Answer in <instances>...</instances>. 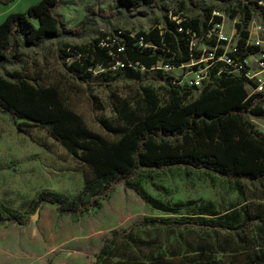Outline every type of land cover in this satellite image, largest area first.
Listing matches in <instances>:
<instances>
[{"label":"rangeland","instance_id":"rangeland-1","mask_svg":"<svg viewBox=\"0 0 264 264\" xmlns=\"http://www.w3.org/2000/svg\"><path fill=\"white\" fill-rule=\"evenodd\" d=\"M39 1L0 3V24ZM157 1L151 7L126 8L117 0H60L54 10L63 24L60 35L38 46L18 45L17 64L0 66V75L17 70L38 78L43 86H56L90 130L112 140L99 121H116L115 97L134 101L149 88L163 104L167 82L155 71L143 72L139 81L110 86L95 79L83 82L67 69L72 58H60V51L73 55L75 48L100 34H135L161 26L165 11ZM206 6L222 13L228 23L235 18L238 22V15L230 17L234 6L222 0H206ZM166 8L178 11L176 3ZM199 14L183 12L188 17ZM97 74L95 69L93 76ZM244 117L251 120L248 114ZM259 122L264 123V118ZM18 123L0 113L1 264H247L257 250L264 249V179L236 180L185 166L139 168L116 181L100 206L83 215H60L47 203L35 207L43 190L76 194L83 186L85 168L44 129L23 126L24 131H18ZM126 181L139 183L152 198L177 211L166 213L144 203ZM209 211L216 215L208 216ZM8 212L17 215L15 220H9ZM257 215L260 218H248ZM199 217L219 219L231 228L199 225L195 223Z\"/></svg>","mask_w":264,"mask_h":264},{"label":"trees","instance_id":"trees-1","mask_svg":"<svg viewBox=\"0 0 264 264\" xmlns=\"http://www.w3.org/2000/svg\"><path fill=\"white\" fill-rule=\"evenodd\" d=\"M117 2L126 8L151 7L155 0ZM222 2L235 7L230 17L239 16L235 26L242 39L247 37L246 29L254 16L264 26V5L259 4H264V0ZM59 3L60 0H40L24 13L5 18L0 24L1 67L17 64L18 45L38 46L60 35L63 24L54 14ZM168 3L178 6V11L171 10L173 14L185 9L201 14L183 16L185 19L176 23L168 18ZM156 4L165 11L161 26L135 34L123 31L100 34L88 45L75 48L73 55L61 50L60 58H72L67 69L83 82L95 79L110 86L118 81H139L143 72L152 71L158 63L178 67L188 62L194 57L190 50L191 34L199 37L205 33L213 10L206 6V0L196 4L193 0H158ZM117 62L124 66L113 69ZM95 69L98 74L93 76ZM155 72L168 84L167 99L161 104L149 88H144L142 96L134 101L115 97L116 121H99L100 127L114 137L112 140L90 130L81 116L66 105L56 86H43L38 78L17 70L0 75V113L9 115L14 123L19 122L18 131H24L23 126L44 129L85 168L83 186L76 194L43 190L34 201L35 207L47 203L54 205L60 215H83L100 206L116 181L139 168L185 166L236 180L264 179V137L256 134L244 117L245 113L259 115L262 110L253 99H246L242 82L222 76L214 87L198 90L174 84L173 78L160 70ZM92 104L98 109L94 97ZM125 185L153 208L166 213L177 211L152 198L139 183L126 181ZM207 215L216 214L209 211ZM16 217L8 212L9 220ZM248 218L255 220L260 216ZM2 220L0 212V223ZM195 223L231 228L226 222L212 218L199 217ZM247 264H264V249L257 250Z\"/></svg>","mask_w":264,"mask_h":264},{"label":"built area","instance_id":"built-area-1","mask_svg":"<svg viewBox=\"0 0 264 264\" xmlns=\"http://www.w3.org/2000/svg\"><path fill=\"white\" fill-rule=\"evenodd\" d=\"M259 4L264 5L262 2ZM168 18L176 23L185 19L182 12L173 14L171 10ZM236 22L235 18L233 24L228 23L222 13L213 10L205 33L199 37L194 32L191 34L192 59L178 67L158 63L151 70L169 75L174 84L198 90L214 87L222 76L239 80L247 93L246 99H253L262 110L259 115L245 114L251 118L248 122L253 131L264 137V123L259 122L264 118V26L252 19L246 29L247 37L242 39ZM123 66L117 62L112 68Z\"/></svg>","mask_w":264,"mask_h":264},{"label":"crops","instance_id":"crops-1","mask_svg":"<svg viewBox=\"0 0 264 264\" xmlns=\"http://www.w3.org/2000/svg\"><path fill=\"white\" fill-rule=\"evenodd\" d=\"M2 225H1V223H0V240H2L3 239V236H4V233L2 232ZM2 249L0 248V253L2 254V251H1ZM1 257V256H0ZM2 263V259L0 258V264Z\"/></svg>","mask_w":264,"mask_h":264},{"label":"water","instance_id":"water-1","mask_svg":"<svg viewBox=\"0 0 264 264\" xmlns=\"http://www.w3.org/2000/svg\"><path fill=\"white\" fill-rule=\"evenodd\" d=\"M34 218H36V216Z\"/></svg>","mask_w":264,"mask_h":264}]
</instances>
